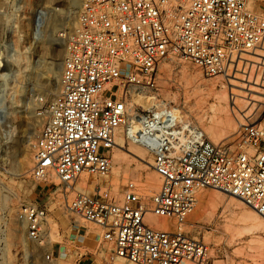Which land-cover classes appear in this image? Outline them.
Wrapping results in <instances>:
<instances>
[{"label":"built area","instance_id":"built-area-1","mask_svg":"<svg viewBox=\"0 0 264 264\" xmlns=\"http://www.w3.org/2000/svg\"><path fill=\"white\" fill-rule=\"evenodd\" d=\"M79 2L58 95L39 98L46 122L34 146V180L56 177L63 207L99 227L86 236L112 247L100 264H215L211 248L185 230L199 191L218 190L264 219V0ZM172 56L228 89L241 116L236 140L212 142L179 106L133 105L134 94L158 89L160 66ZM234 91L243 93L244 109ZM131 144L152 155L159 190L149 198L130 183L119 200L107 188L85 191V178L109 175L115 153ZM50 216L37 201L18 211L35 243L49 237Z\"/></svg>","mask_w":264,"mask_h":264},{"label":"rangeland","instance_id":"rangeland-1","mask_svg":"<svg viewBox=\"0 0 264 264\" xmlns=\"http://www.w3.org/2000/svg\"><path fill=\"white\" fill-rule=\"evenodd\" d=\"M73 4L74 0H0V75L5 74L0 76V264H100L109 260L112 253V247L102 239L86 236L94 228L99 230L97 234L102 233L97 225L72 216L63 207L56 177L50 180L51 184H46L35 181L32 176L34 146L46 122L39 98H51L46 85L56 84L36 69L45 67L52 58L59 59L63 65L67 40L73 36L78 21V15L73 21L66 17L68 7ZM191 77H198L206 85L209 91L206 102L193 96ZM220 93L226 95L227 101L221 104V112H215L212 106ZM234 93L238 95L237 105L244 109L240 97L243 93ZM147 95L155 96L164 106H179L184 116L199 124L212 142L222 134L224 125L233 122L235 131L223 133L215 143L236 140L237 118L241 116L238 112L232 113L228 89L219 80L207 78L189 61L173 56L165 60L160 66L158 89ZM190 104L194 106L192 110L188 109ZM136 107L144 111L143 107ZM36 125L39 130L34 132ZM28 155L32 165L24 171ZM144 160L153 163L150 152L144 154ZM147 178H155L161 185L152 165L147 167L130 159L124 163L123 170L113 168L107 176L90 178L83 187L91 194L97 187L107 188L119 200L130 183L146 192ZM197 199L185 230L211 248L215 264L251 263L241 253L248 244L258 249L256 253L264 254V229L251 235L239 222L243 216L258 215L257 212L212 188L199 191ZM36 201L51 215L49 237L41 243L29 240L25 226L18 220L19 209ZM230 202L238 204L235 211H224L222 205ZM231 222L245 233L243 244L233 248L220 238L221 244L216 245L217 227ZM13 234H17V241L11 240ZM205 237L210 238V243L204 241Z\"/></svg>","mask_w":264,"mask_h":264},{"label":"bare ground","instance_id":"bare-ground-1","mask_svg":"<svg viewBox=\"0 0 264 264\" xmlns=\"http://www.w3.org/2000/svg\"><path fill=\"white\" fill-rule=\"evenodd\" d=\"M80 8V2L79 0H74V4L69 6L66 12V17L70 20L73 21L77 18L78 11ZM53 22H57L56 19L53 20ZM45 69V70H44ZM62 70V63L59 62V59L57 58H52L50 59V62L47 63V65L40 66L36 69V72H41L43 71L44 74H46V78H50V82H56L54 85H46V88L48 90V93L51 98H56L58 95V80L59 76ZM5 74L2 73L0 76L3 77ZM189 82L192 84L191 87V92L193 96L203 102H206L207 97L209 96V91L206 88V85L198 79V77H191L189 78ZM241 96V95H240ZM227 101L226 95L223 93H220L217 95V102L215 105L212 106V109L216 112L219 111L221 112V104L223 102ZM132 103L135 106H140L144 108V111H149L154 108H161L162 105L160 101L157 100L155 96L147 95V94H134L132 98ZM194 106L189 105L188 109L192 110ZM235 126L233 122H229L227 125H224V131L222 134L218 135L216 138H214L215 142L220 141V138L223 136V133L228 134V133H233L235 131ZM39 127L36 125L34 127V132L38 131ZM148 152L145 148L137 145V144H131L127 149L124 151H117L115 153L114 159H115V164L113 168L115 170H123L124 163L130 159L136 160L138 162L143 163L145 166L150 167L153 163L151 162H146L144 160V154ZM35 156V153H34ZM32 165V159L31 156H27L26 162L23 164V169L24 171H27ZM85 180H88L86 177ZM160 182L155 180V178H147V181L145 183V188L147 191L145 192L146 195L150 198L153 196L158 190ZM149 191V192H148ZM237 203L235 202H230V203H224L222 206L224 207V211L228 212H233L235 211V208L237 207ZM217 214V210L213 212L212 218H214ZM147 220L154 226L160 227L162 229H169L171 228L170 222L160 218V217H154L152 215H148ZM241 224L243 225V228L246 229V232L250 233L251 235L255 234L258 231H261L264 229V219L258 214H253L249 213L243 218L239 220ZM235 224L233 222L224 224V225H219L217 227L218 235L216 236V245H220L221 243L219 242L220 238H223L227 244L233 248H235L238 245H241V241L244 239V234L240 230L236 229ZM23 226V224H22ZM97 231H99L97 228H94L93 231H90L92 234H97ZM18 236L17 234H13L11 236L12 241H17ZM100 239V238H99ZM204 241L207 243H210V238L205 237ZM242 255L249 257L251 263L248 264H264V254L257 252L258 249L253 245V244H248L246 247H243L242 249ZM103 253V252H102ZM103 254L106 255L104 252ZM107 256V255H106ZM107 258V257H106ZM105 258V259H106ZM247 262V261H245ZM115 264H127L124 259L118 258L115 262Z\"/></svg>","mask_w":264,"mask_h":264},{"label":"crops","instance_id":"crops-1","mask_svg":"<svg viewBox=\"0 0 264 264\" xmlns=\"http://www.w3.org/2000/svg\"><path fill=\"white\" fill-rule=\"evenodd\" d=\"M85 258H83L82 260H84Z\"/></svg>","mask_w":264,"mask_h":264}]
</instances>
